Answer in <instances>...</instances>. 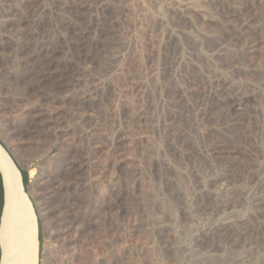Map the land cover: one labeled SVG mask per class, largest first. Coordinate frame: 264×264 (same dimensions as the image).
<instances>
[{
	"label": "rangeland",
	"instance_id": "1",
	"mask_svg": "<svg viewBox=\"0 0 264 264\" xmlns=\"http://www.w3.org/2000/svg\"><path fill=\"white\" fill-rule=\"evenodd\" d=\"M0 73L39 264L67 217L76 242L58 264H264V0H0ZM63 99L87 106L101 149L82 184L18 135ZM50 178L65 192L49 216Z\"/></svg>",
	"mask_w": 264,
	"mask_h": 264
},
{
	"label": "bare ground",
	"instance_id": "2",
	"mask_svg": "<svg viewBox=\"0 0 264 264\" xmlns=\"http://www.w3.org/2000/svg\"><path fill=\"white\" fill-rule=\"evenodd\" d=\"M79 18L80 16L73 14L72 21L79 20ZM82 41L83 40L77 41L75 45V53H77V58L80 60L83 58L84 53L89 52ZM19 46L23 47V43H19ZM221 53L222 50L217 51V54ZM227 88L228 85L225 83L224 92H226ZM233 102L236 110H240L244 106L245 100L238 98V100H233ZM48 108L49 110L45 109L41 112L40 120L38 121V128H35L34 130L28 129L31 130L29 133L31 134V143H42L48 146L49 151L54 154V157L65 166L68 173L67 175H70L71 178L77 179V181H79L78 184H82L84 180L91 177V172L98 171V162L96 160L101 152L100 147L97 146V142L95 141V133L93 130L86 131V128L88 127L87 125L90 123L91 119V116L87 112L88 108L87 106L76 105L70 99H63L59 105H52ZM132 138L133 137H126L123 142L127 141L132 143ZM124 153L125 150L119 153L121 159L123 158ZM0 168L5 176L7 208L12 216L10 226L5 228L0 235L2 249L1 264H39L40 242L37 215L29 196L22 189L16 170L17 167H15L14 163L1 146ZM52 178L50 179L52 180ZM63 180L66 179L64 178ZM69 182L70 181L67 183ZM61 184L62 183L55 178L46 186L47 192L45 195V201L52 209L51 212L47 213L49 216L51 214L56 215L58 212L56 205L59 204L60 206L61 196L65 192V189H63L64 186ZM70 192L72 191L70 190ZM64 208H66V206ZM70 211L71 210H69V212ZM51 226L53 225L51 224ZM57 228V236L55 237L53 233L49 237L52 240L57 241V250H55V246L48 250L44 264H58V262L56 263V258L54 256V253H56L55 251H57L58 254H69L73 252V244L76 241L73 238L74 230L71 219L67 217V219L59 220ZM215 260L216 259H214V261Z\"/></svg>",
	"mask_w": 264,
	"mask_h": 264
},
{
	"label": "crops",
	"instance_id": "3",
	"mask_svg": "<svg viewBox=\"0 0 264 264\" xmlns=\"http://www.w3.org/2000/svg\"><path fill=\"white\" fill-rule=\"evenodd\" d=\"M11 75L9 73H0V83H8V80H6V78L10 77ZM0 90L1 92L3 91V93H0V146L3 148V150L7 153V155L9 156V158L12 160V162L14 163L20 182H21V186L23 191L29 196V194L26 192V187L29 185L30 181H31V173L29 171V169L27 168H23L21 167V162L18 159L17 155L14 154L11 150L9 145L6 143L7 139V135L11 136V132L13 130V127L15 125V121H16V117H17V113L14 111L15 105L13 104L15 99H12V93L8 92L9 88H5L4 86H0ZM21 116V115H20ZM28 118H29V124L31 122V118H32V114L31 111L28 114ZM5 127V130H3ZM29 126L25 127H20V129L18 130V135H26V132H30ZM20 139L22 141H26V142H30L31 143V139L20 137ZM24 164H26V162H23ZM20 167V169L23 172V175L20 171V169L18 168V166ZM24 181L26 183V187L24 186ZM30 198V196H29ZM31 200V199H30ZM32 202V201H31ZM8 217V218H7ZM11 214L8 211L7 208V194H6V188H5V176L3 175V172L0 168V235L3 233V231L5 230V228H7L8 226H10L11 223ZM40 234V232H39ZM40 242V241H39ZM1 258H2V249H1V243H0V264H1Z\"/></svg>",
	"mask_w": 264,
	"mask_h": 264
},
{
	"label": "trees",
	"instance_id": "4",
	"mask_svg": "<svg viewBox=\"0 0 264 264\" xmlns=\"http://www.w3.org/2000/svg\"><path fill=\"white\" fill-rule=\"evenodd\" d=\"M18 166V165H17ZM18 168L20 169V167L18 166ZM20 171H21V173H22V175H23V172H22V170L20 169ZM24 186L26 187L27 185H26V183H25V181H24ZM26 192H28L27 191V189H26ZM42 231H41V229H40V234H39V240H40V259H41V251H42V233H41Z\"/></svg>",
	"mask_w": 264,
	"mask_h": 264
}]
</instances>
